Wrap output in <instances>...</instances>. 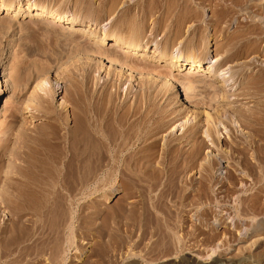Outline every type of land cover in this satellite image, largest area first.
Wrapping results in <instances>:
<instances>
[{
    "label": "bare ground",
    "instance_id": "1",
    "mask_svg": "<svg viewBox=\"0 0 264 264\" xmlns=\"http://www.w3.org/2000/svg\"><path fill=\"white\" fill-rule=\"evenodd\" d=\"M7 1L0 0V12L11 14L13 16L27 13L30 17L43 19L48 24L59 28L73 29L77 26H82L83 28L80 29L82 32L89 31L92 27L89 23L83 24L81 21L69 17L68 14H57L47 5H41L38 7L36 4L34 5L30 2L24 4L20 1L17 3H10ZM201 1L203 2V0ZM208 1L212 2V0ZM169 2L171 3L165 4L164 7L168 9L167 11L170 9V13L171 11L173 12V10H176V14L180 18L182 17V19L185 15H189L185 16L186 22L191 20L189 17H194V14L189 13L192 11L187 8L189 6L184 1H182L184 4L179 3L180 1L178 2L177 0H170ZM256 2L257 0H231V4H235L234 7H239V9L236 8L237 10H234V13H237L238 11H244L247 13L250 12V8H259L264 4V0H260L262 3L261 5L259 2ZM153 3L155 4V2ZM213 6L216 8L218 2L213 4ZM221 7L222 8H218V10L215 8L212 10L214 11L212 13L215 16V20H213L210 25L213 28L214 36L215 33L218 32L220 24L229 20L227 19L229 13L226 12L227 10L223 9V6ZM261 8L264 9V5H262ZM165 13L167 14V12ZM170 13L169 15L167 14L168 16L165 17V19L173 18L172 16L174 14ZM192 21L194 22V20ZM180 26H177L175 31L173 29L174 32L172 33L171 41L175 42V40L181 38L182 31L179 29ZM144 27L145 26H143V28ZM136 29L137 28H135L133 32H130V37L114 32H109L107 35L106 33H98L95 35L94 42L97 45L94 44V47H100L99 45L105 43V50L109 53H102L105 50H102V52L101 50L95 51L97 48L93 49L92 47L91 50L96 52V55L107 63L115 65L121 69L126 68L129 71H135L134 68L137 69V67L125 63L117 57H113V54L124 53L130 57L138 56L140 59L151 57L157 62L164 61L165 67L167 66L166 68L170 70H168V73L175 70L178 75L167 73L168 77L166 75L167 78L160 81V90L161 92H164V94H169L173 90L176 91L175 95L169 97V99L171 98L169 101H177L181 105L184 103V99H187L188 101V97L185 94L186 92H184L185 95L183 94L184 96H182V93L178 88L180 82L186 89L190 88V90L195 88L196 83H199L200 81L207 84L210 81L211 83L208 84L210 87L215 86L219 88L217 83L224 84L230 80L231 75L235 74V79L230 80L228 84L233 86L238 77L241 78L243 82L241 86L239 85V87H237L239 89L238 92L235 94L232 93L236 96L235 99L228 102V105L226 104V106H229L228 109H230L231 115L234 116V119L232 118L233 116H230L229 114L227 117H222L221 108L214 109L212 113L202 110L205 116L204 120L206 121V129L204 131L205 137L200 138L199 135L200 129L198 128V123L200 124V121H194V124L190 123L191 125L189 124L190 126L188 129H184L186 132H183L182 135L179 136V139L183 137L186 142L188 140L195 141L190 147L184 148V146H177V144L174 143L176 138L174 139L170 135L166 138L163 137V139L162 135L159 136V134L164 132L167 128L177 126L175 123L178 121L177 117L180 115V112L178 110L176 111L175 108L165 110L153 106L154 108H151L152 110L150 109L151 112H145L147 114L140 113L141 111L136 108L131 110L125 108L121 113H119V110H116L114 113L111 109V106H114L115 103L114 100H112V96L108 95L109 97H105L102 92V95L98 96L96 99L81 95L74 97L72 102H69L72 106L71 110H67V113L65 109V107L68 106L66 102L67 100L61 99L58 105L61 106L60 108H64L67 114L63 117L61 111H58L57 113L55 112L56 124L49 127L50 130L46 135L48 136V141L53 144L56 143L58 145L59 143H63V145L61 144L62 148L63 146L67 148L69 152L68 156L66 157L64 155L66 161L64 160V163L62 164V162H60L61 151L59 153V150L62 148H57L58 146L56 144L53 146L51 145L50 147H47V150L53 147L55 149L54 152L56 149H58V151H56V155L46 156L48 158V166L45 170V176H42L43 174L39 172L41 173L40 176H34L35 180L28 182L26 180H29L32 176L29 178H26L25 176L26 180L23 181V174L19 171L18 173H20V176L22 177H20L21 181L18 179L15 180V182H6L7 185L10 183L12 185L13 183L11 191H13V189L15 190V194L12 196V199L13 201L15 200V202H12L11 204H15H13V206L8 205V197L11 196L10 194L7 195L5 190L4 192L8 196L7 199H1V195L5 194H2L4 192L0 193V199L2 202H4L3 200L5 199L6 202L0 207L7 208V212H10L13 215L7 226H0V264H9L8 262L16 263L23 260L26 255L25 250L29 248L28 244L31 248L33 247L32 245L35 246V249H33L34 247L32 249L34 250L33 252L35 255L38 254L36 255V258L37 256L38 258L44 256L43 259L46 261L48 260L47 264H58V258L61 256V252L65 250V245L68 247L74 245V242L71 239L72 237L69 235H72L73 232H76L77 230L83 234V237L88 235L89 237L92 236L95 238V240L96 238L98 239L95 241V247L92 248L90 253V256L95 257L90 264H102L106 263V261H111L112 259L109 260L111 257L108 252L119 251L122 248H125V246H129L132 250L133 248L140 247L142 242L144 243L143 248H146H144V253L141 256L145 257L146 260L150 259V261L163 256H171L176 252L181 253L185 251L187 247L186 244L189 241H193L194 243H197V245L213 242L217 238V235H210L203 231L196 232L198 230L197 223L191 225L192 230L189 231L184 229V225H187L190 221L187 219L188 216L187 218L185 216L192 210L191 208L187 209V207L200 203L202 199H209L211 195V189L209 186V182L212 179L211 170L218 164V161L215 156L211 158L209 156L206 158L205 156L203 162L199 161V159L203 148L208 146L205 138L209 140L212 145L218 142V130H220V128H216L217 123H221L224 129L228 128L226 130H228V137L230 136V140L227 141L230 154L227 156L226 153L225 157L231 159V162L236 166H243L245 169L244 176L251 177L253 180L256 178L258 179L257 172L251 163L249 154L251 158L258 163H264V67H261L255 75L244 76L242 70L248 68L253 61L249 60L244 61L241 64H235L238 69H232L234 66L227 64L234 60L237 61L240 57L246 58L250 54H257L256 56L261 55L264 57V52L259 49L262 40V37L260 36L262 31H257L251 25L246 24V28L242 30V33L239 32L240 34H235L233 38L232 36L229 38L227 37L218 43L219 45L215 49L214 57H218L219 55V58L215 59L210 65H208L209 63H206V66L202 69L203 71L206 70L207 72L212 71V73H216V79L211 80L206 72L198 74L200 68H202V63L207 59L205 53L206 50H201V47H198L200 45L196 43L190 44L191 42L188 43L189 45L186 47H188L189 50L186 51L187 53L185 55L180 56L175 54V50L170 49L172 47L169 43L167 46L170 47L161 52L160 56L156 58L153 55L147 54L150 48V46L148 48V41L143 43L142 39L138 38V30ZM198 33H203V31H199ZM208 35L209 34H207V37ZM236 35L240 39H235L238 38ZM256 35L259 37H256ZM251 38H255V41H250ZM258 39L260 42L257 41ZM256 41L259 43L255 44ZM157 48L158 46H156L152 52L156 51ZM195 49H199V51L196 53ZM221 52L223 53L220 55ZM2 65L3 64H1V67ZM182 71H186L183 73V76L181 75ZM4 76L5 75L1 73L0 94L7 91V88L9 87L7 85V79ZM45 82L46 80L37 84L35 83V90H42V86ZM210 90H213L212 92L215 93L214 90L216 89ZM223 91L224 88L220 87L218 89V92L220 93H215L217 96L213 93L215 97H209V95L196 101L191 100L190 102L189 100V102L197 107L199 104L206 106L207 104L211 105L212 101L217 98L216 102L213 101V103L217 104L220 100L222 101L224 99L226 93ZM249 102L252 103L250 106L241 107L242 104ZM178 103L177 106L179 105ZM235 103H238V105L233 106L232 104ZM4 105L5 104H2L1 106L0 114H2L1 111ZM124 107L125 104H122L120 110ZM197 111H193L195 116L199 115L200 111ZM63 119L65 122L69 121V127L65 128L64 133H60L59 127L61 126ZM235 121L239 127L248 131L246 137H240L234 133L236 127H234L233 123ZM160 139L163 140L161 144L159 141ZM49 143L47 144L50 145ZM55 146L57 147L55 148ZM50 151L51 150L47 151L48 154ZM46 154L47 153H44V156ZM65 154H67L66 151ZM234 154L236 155L237 160L233 159L232 156ZM46 157L45 160L47 159ZM34 163L36 164V162ZM29 164V167L33 165L34 168L35 165L33 163ZM28 166V170H25L24 173L32 169H29ZM40 166L38 167L40 168ZM18 169L20 170V168ZM15 170L17 171L16 168ZM32 170L31 172L38 171ZM193 170L199 173V179H197V181H194L193 177L190 176V173ZM41 171L44 172V169H41ZM115 172L118 173L115 174ZM238 176L240 175H236L232 171H229L226 174L225 179L229 180V185L224 189L225 197H229L230 193H233L236 190L235 185L238 181ZM47 177L50 180H53V185H56L55 189L57 192H59V188L57 187L59 183L58 180L60 179L61 181V179L64 180L65 178L69 179L71 183L67 180L68 186H66L67 183H63V185L68 187L66 191L69 193V198L65 196L63 199H57L59 195L55 192L53 185L51 188ZM116 178H118V181L120 182L118 185L121 186L123 191V201L117 204V207H111L110 209L108 206L110 210L107 209L106 214L99 222H96V219L89 222L86 216L80 217L82 220L79 222L78 229L75 227L74 230V226L71 225L72 215H74V213L68 211L70 207L68 209L67 207L69 206V202L72 203L74 196L77 195L76 192H73L74 194H72V191L77 185L76 183L80 184V186L78 185V188H81L85 185V180H88L90 182L89 184H92L90 194L103 192L108 197L112 190L111 188H105L109 187L111 181ZM242 178L244 177L240 176V179ZM89 184H87V186ZM224 184L225 183L220 187H224ZM188 186L189 190L187 191ZM4 187L6 188L7 186ZM4 187L1 188V190L4 189ZM11 187L9 185V190ZM62 196L60 197L62 198ZM128 199L134 200L129 202L127 201ZM246 201L247 203H245ZM241 204L242 207L239 215L243 216L245 213H254L258 208L256 198L246 199L243 197L241 199ZM80 209L82 210V208ZM99 211L100 209L93 208V211L90 213L95 215L96 213H99ZM10 213H8V215ZM26 214L29 216L26 217ZM211 214H213L211 209L202 208L195 210V218L199 221L198 224H202L204 220H208V216L211 218ZM90 216L91 215L89 214L88 217ZM117 216L119 217V220L117 219ZM213 217L215 219V212ZM237 220H234L235 225L238 224L236 222ZM221 222H224V220ZM180 230L181 236L177 235V232H180ZM81 233L79 234L81 235ZM200 235L202 237L199 239L198 237ZM133 237H135L134 240H132ZM145 240L149 243H145ZM131 241L132 243L130 244ZM143 248L141 250H143ZM131 256L135 258L136 254L134 253ZM188 261L189 260L186 256H182L177 261H172L168 264H188ZM213 261L215 260L213 259ZM132 263H134V260L130 261V264Z\"/></svg>",
    "mask_w": 264,
    "mask_h": 264
},
{
    "label": "rangeland",
    "instance_id": "2",
    "mask_svg": "<svg viewBox=\"0 0 264 264\" xmlns=\"http://www.w3.org/2000/svg\"><path fill=\"white\" fill-rule=\"evenodd\" d=\"M8 1L10 3H17L18 1H20L24 4L26 2H30L34 5L36 4V6L38 7L41 5H47L52 9L53 12L57 14H68L69 17H73L74 19L81 21L83 24L89 23V25H92L89 31L82 32L80 30L81 28H83L82 26H77L78 29L77 27L73 29L62 27L59 28L48 24L43 19H35V17H30L29 15H27V13L13 16L11 14L0 12V75L1 73L5 75L4 77L7 79V85L9 86L7 88V91L0 94V109L2 104H5L1 111L2 114H0V190L4 186H7V189L4 187V189H2L0 193L4 192L5 190L7 195L10 194L11 197H8L5 192L2 193L5 195H0L1 199H7L8 197L9 200L7 202H9L10 204L8 203V205L11 206L15 204H11L12 202H15V200L13 201L12 199V196L15 194V190L13 189V191H11V186L13 185V183L12 185L11 183L9 184L11 187V189L9 190V185H7L6 182H15V180L18 179L19 181H21L22 177L20 176V173L23 174V181L26 180L25 176L26 178L32 176L30 178L31 180H26L28 182L35 180L34 176L38 177L41 175V173L43 174L42 176H45V170L48 166L47 157L50 155H56V151H58V149H56V151L54 152L55 149L53 147L51 149L48 148L49 150H51V154L50 152L48 154L47 151L49 150H47V147H50L51 145L53 146L56 143L53 144L48 141V136L46 134L50 130L49 127L56 124V113L58 111H61L62 116L64 117V115L68 113L67 110H71L72 105L69 102H72L74 97H78V95L86 97L89 96L95 99L98 96H101L102 92L105 97H109L111 95L112 100H114L115 102L114 106H111V109L112 111H114V113L116 110H119V113H121L123 110H125V108H128L130 110L136 108L139 109V111H141L140 113L143 114L146 111L147 113H149V111L151 112V110L155 106L159 109L162 108L165 110L175 108L176 111L178 110L180 112V115L177 117L178 121H176L175 123V125L177 126H171V129L167 128L164 132L160 133L159 136L162 135L163 139V137L166 138L170 135L174 139L176 138L174 140V143H176L177 146H184V148L190 147V145L194 143L195 140H188L186 142L184 141L183 137L179 139V136L182 135L183 132H186V130L184 129H188L191 124H194V121H200V124L198 123V128L200 129L199 135L200 138L205 137L204 131L206 129V121L204 120L205 116L202 110L212 113L214 109L221 108L220 110L222 117H227L228 114L230 116H233L231 115L230 109H228L229 106H226V104L235 99L236 96L234 94L239 90L237 87H239V85L241 86L243 82L242 79L238 77L234 85L230 86L228 83L230 82V80L235 79V74L231 75L230 80H228L226 83H217V85H219V88L223 87V92L226 93L222 101L220 100V102L217 104L213 103V101L216 102L217 100V98H215L211 103L212 106L207 104V107L203 104H197L199 109L197 106H194V104L192 105V103H190L191 100L196 101L204 96L209 95V97H213L215 93H220L218 92L219 88L215 86L210 87L208 85L209 83H211L210 81L208 84L200 81L199 83H196L195 88L190 90V88L186 89L185 86L180 82L178 84V88L182 93V96L186 94V96L188 97V101L187 99H184V103L181 105L177 101H169L171 99H169V97L175 95L176 91L173 90L169 94H164V92H161L160 90V81L167 78L168 74L178 75L177 71L174 70L168 73L170 70L166 68L167 66L165 67L164 61L157 62L151 57L140 59V57L138 56L130 57L128 55H125L124 53L113 54V57H117L125 63L135 65L137 67V69L134 68L135 71H129L126 68L121 69L115 65H111L105 60L99 58L96 55L97 53L91 50V47L93 49L97 48V50L95 49V51L101 50V52L102 50L106 49L105 43L99 45L100 47H94V44H96L94 42L96 34L106 33L107 35V33L109 34V32H114L118 34L121 33L126 37H130V32H133V30L137 28L136 30H138V38L142 39L143 43L148 41V48L150 46L149 52L147 54L153 55L156 58H158L160 56V53L170 46L172 47L170 48L171 50H175V54L183 56L187 53L186 51L189 50V48L186 47L189 45L188 43H196L200 45L198 47H201V50H206L205 53L207 56V59L204 61L205 63H202V68H200L198 74H203V72H206V74L209 76V79L211 80L216 79V73L214 74L212 73V71L207 72L206 70L203 71V67L206 66V63H209L208 65H210L214 62L215 59L219 58V55L218 57H214L215 49L219 45L218 43H220L227 37L229 38L232 36L233 38L235 34L242 33V30L246 28V24L251 25L257 31H262L263 34L261 33L260 35L262 37V40L261 42L259 39L257 41L260 42L259 49L264 52V9L261 8V6L264 4H262L260 0H257L256 3L259 2V4L262 5L259 8H250V12L246 11L247 13H245L244 11H238L237 13H234V10L236 8L239 9V7H234L235 4H231V0H212V2L208 0H206V2L205 0H203V2L201 0H187V2L186 0H177L178 2L180 1L179 3H182V1L187 3L189 6L187 8L192 11L189 13L194 14V17H189L191 20L187 22L185 20V16L189 15H185L182 19V17L180 18L176 14V10H173V12L171 11V13L174 14L172 16L173 18L165 19V17L169 15L170 9L169 11H167L168 9H166V7L164 6L167 3H171L172 1L169 2L170 0ZM153 2H155V4ZM217 2L218 6H216L215 8L213 4ZM221 6H223V9L227 10L226 12L229 13L227 17V19L229 20H226L225 22H222L220 24V28L214 36L213 28L210 25L211 22L215 20V16L212 13L214 11L212 10H214V8L218 10V8H222ZM165 12H167L168 15ZM192 20H194V22ZM143 26L145 27L143 28ZM177 26H180L179 29L182 31V36L174 42L171 41V36L173 35L172 33L176 30ZM197 30L198 32L203 31V33L199 34ZM207 34H209L208 37ZM256 37L259 36L256 35ZM235 39L238 40L240 38L238 37ZM254 39L255 38H251L250 41H255ZM257 41L255 42V44L259 43ZM168 44L170 46H167ZM156 46H158L157 50L152 52ZM195 51L197 53L199 49H195ZM102 53L108 54L109 52L105 50ZM222 53L223 52H221L220 55ZM256 55L250 54L246 58L240 57L239 59H237V61L234 60L232 62H229L227 65H233L234 67H232V69H238L236 68L235 64H241L242 62L249 60L253 61L248 68H244L242 70V74H244V76L255 75L261 67H264V57L261 55ZM1 64H3L2 67ZM184 72L186 71H182V76ZM44 80H46L45 84L42 86L44 90L42 89L40 91H36L35 85ZM209 88L216 89L214 90L215 93L212 92L213 90L211 91ZM184 92L186 93L184 94ZM61 99L67 100L66 102L68 106L65 107L67 113L64 108H60L61 106L58 105ZM177 103L179 104L178 106ZM122 104H125V107L120 110ZM251 104L252 103L250 102L245 103L242 104L241 107H247ZM232 105L236 106L238 105V103ZM194 110H199L202 113L197 111L199 112V115L195 116L193 112ZM232 118L234 119V116ZM233 124L234 127H236L234 129V133H236L240 137L247 136L248 131L246 129H242L241 127H239L236 124V121ZM68 127L69 121L65 122L63 119L61 126L59 127L60 133H64L65 128ZM216 128H220V130H218V142L212 145L210 144V141L205 138L208 146L206 145L207 147L203 148L200 155L201 157L199 159V161L203 162V158L205 156L206 158L207 156H209L210 158L215 156L218 161V164L215 165L211 170L212 179L209 182V186L211 189V199H202L200 203L196 205L194 204L191 207H187V209L191 208L192 210L185 216L186 218L188 216L187 219H189L190 221L187 223V225H184V229L187 231L192 230L191 225L197 223L196 225L198 226V230L196 232H207L210 235H217V238L211 243L207 242L203 245L198 244L199 246L197 245V243L189 241L186 244L187 247L185 251L181 253H173L171 256H163L158 259H152L153 261H150V259L146 260L145 257L141 256L144 253V248H146H143L144 243L142 242L140 247H138L139 249L133 248L131 250L129 246H125V248H122L119 251L108 252L111 257L109 260L112 259V262L106 261V263L102 264H130L131 260H134V263L132 264H168L172 261H177L182 256H186V258L189 260L188 264H264V163H258L256 160L252 159L249 154L251 163L253 164L257 172L258 179L256 178L255 180H253L251 177L244 176V167L241 165L236 166L231 162V159H227L225 157L226 153L227 156L230 154L227 142L230 140V136L228 137V130H226L228 128L224 129L221 123H217ZM162 139L159 140L160 144L163 141ZM47 143H49L50 145H48ZM59 144H56L58 147L55 146V148H62L63 143H61L62 145L60 144L61 146ZM65 151L67 152V154H65ZM44 153L47 154L44 156ZM59 153L61 155L60 162H62L63 164L64 160L66 161V159L64 158L65 156H68L69 152L67 148L63 146V148L59 150ZM45 157L47 158L46 160ZM232 157L233 159L237 160L235 154ZM34 162H36L38 166H40L41 164L40 168ZM29 163H33L35 165L34 168L33 165L29 167ZM16 166L20 168V170ZM27 166L29 169L32 168V171H38L31 172V170H29L28 172L26 171V173H31L32 175L26 174L24 173V171L28 170ZM15 168L17 169V171L15 170ZM41 169H44V172L41 171ZM19 171L21 172L18 173ZM229 171H232L236 175L239 174L244 178L240 179V176H238L239 179L237 178L238 181L235 185L236 190L233 193H230L229 197H225L224 189L229 185V180L225 179V177ZM117 173L115 172V174ZM190 176L193 177L194 181H197V179H199V173L195 170L190 173ZM47 180L49 181V184L52 188L53 180H50L49 178ZM62 180L63 179H61L60 181L59 179V183L57 182L59 192H57V190L55 189L56 185H53L55 192L57 193V195H59L57 199H63L65 196L69 198V193L66 191V189H68V187H66L68 186L67 180L69 179L65 178L63 181ZM85 182L86 183L84 184L86 186L84 185L81 188L79 187L80 189L78 188V185L80 186V184L76 183L77 185L75 186V188L73 187L75 191L73 190L72 194L76 192L77 195L74 196L72 203L69 202V206L67 205V209L69 207V209H71H68V211L74 213L71 220L73 222H71V225L74 226V230L75 227L76 229H78L77 227L79 225V222L80 220H82L80 217L86 216L89 222L95 219L96 222H99L100 219L106 214V211L107 209H109V207L110 209L111 207H117L116 205L123 201V191L121 186L118 185L120 184L118 178L113 179L109 184V187L105 188H111L112 190L110 196L108 197L103 192V194L97 192L90 194V188L92 184L90 185V182L88 180H85ZM63 183H67L66 186L63 185ZM223 183H225L224 187H220ZM87 184L89 185L87 186ZM188 190L189 186L187 191ZM60 196H62V198ZM243 197L246 199L256 198L258 208L254 213L249 212L250 214L245 213L244 216L239 215V213L241 212L240 209L242 207L241 199ZM1 199L0 201L2 205L0 204V206H3V203L6 202L5 199L3 200L4 202H2ZM133 200L128 199L127 201L130 202ZM245 203H247V201ZM0 208V226H7L13 215L10 212H7V208ZM80 208H82V210ZM93 208L100 209L99 213H96L95 215L93 213H90L93 211ZM202 208L211 209L213 211V214L215 212V219L213 217V214H211V218L208 216V220H204L202 224H198L199 221L195 218V210ZM8 213L10 214L8 215ZM89 214L91 215L90 217H88ZM26 215V217L29 216L28 214ZM118 218L119 217L117 216V219ZM222 220H224V222H221ZM234 220H237V225L234 224ZM79 233L81 232L77 230L76 232H73L72 235H69L72 237L71 239L73 240L74 245L70 247L65 245V250L61 252V256L58 258V264H90V262L95 259L94 256H90V253L92 251V248L95 247V241H97L98 239L96 238L95 240V238H93L92 236L89 237L88 235L83 237V234L81 233L80 235ZM177 235L181 236V230L180 232H177ZM201 237L202 236L200 235L198 238L200 239ZM134 239L135 237H133L132 240ZM144 242L149 243L147 242V240H145ZM131 243L132 241L130 242V244ZM28 246L29 248L27 247L28 249L25 250L26 255L23 260H20V262L16 263H8L47 264L48 260L46 261L45 259H43L44 256L39 258L37 256L36 258V255L38 254L35 255V253L33 252V249H35L34 245H32L34 247H32L33 249L29 244ZM142 248L143 250H141ZM134 253L136 254L135 258L131 256ZM213 259L215 261H213Z\"/></svg>",
    "mask_w": 264,
    "mask_h": 264
}]
</instances>
